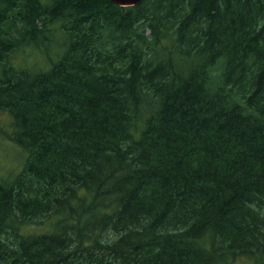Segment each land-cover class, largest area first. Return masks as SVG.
<instances>
[{"label":"trees","instance_id":"trees-1","mask_svg":"<svg viewBox=\"0 0 264 264\" xmlns=\"http://www.w3.org/2000/svg\"><path fill=\"white\" fill-rule=\"evenodd\" d=\"M2 110L0 264H264V0H0Z\"/></svg>","mask_w":264,"mask_h":264},{"label":"rangeland","instance_id":"rangeland-1","mask_svg":"<svg viewBox=\"0 0 264 264\" xmlns=\"http://www.w3.org/2000/svg\"><path fill=\"white\" fill-rule=\"evenodd\" d=\"M63 38H56L47 43V51L38 50L34 47H26V49H18L11 53L10 60L16 67L26 68L31 71L46 70L50 66V60H56L62 53ZM12 118L10 114L4 110L0 111V178H7L12 173L17 172L25 159V151L17 145L9 135L11 134ZM48 221L32 226L24 227V232L47 231L51 228Z\"/></svg>","mask_w":264,"mask_h":264},{"label":"water","instance_id":"water-1","mask_svg":"<svg viewBox=\"0 0 264 264\" xmlns=\"http://www.w3.org/2000/svg\"><path fill=\"white\" fill-rule=\"evenodd\" d=\"M111 1L121 6H129V5H134L140 0H111Z\"/></svg>","mask_w":264,"mask_h":264}]
</instances>
